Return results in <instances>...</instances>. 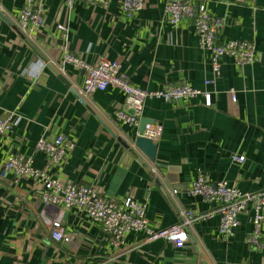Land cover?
Here are the masks:
<instances>
[{
	"label": "crops",
	"instance_id": "0c3cea01",
	"mask_svg": "<svg viewBox=\"0 0 264 264\" xmlns=\"http://www.w3.org/2000/svg\"><path fill=\"white\" fill-rule=\"evenodd\" d=\"M121 1L108 0L106 7L77 1L68 9L65 0H37L43 23L29 39L17 28L23 0L0 1V117L11 120L0 138V172L10 155L31 157L35 168L63 182L94 187L106 199L144 203L152 230L177 224L183 210L203 217L192 223L181 249L162 238L148 240L145 232H130L115 249L99 225L69 209L62 218L69 241L56 243L41 217L40 184L0 175V264H264V249L245 243L253 229L251 205L224 240L216 205L187 195L198 170L244 194L264 191V0H196L223 20L219 41L254 43L252 64L238 66L224 57L215 75L192 23L174 27L164 17L166 0H143L130 19L122 16ZM64 52L92 65L101 58L117 62L141 89L186 83L209 93L211 103L202 97L147 99L141 117L161 129L151 162L132 146L137 127L116 118L130 112L123 93L109 87L78 97L83 74L61 66ZM207 80L212 83L205 85ZM59 135L73 149L47 167L35 145ZM260 229L264 236V219Z\"/></svg>",
	"mask_w": 264,
	"mask_h": 264
},
{
	"label": "built area",
	"instance_id": "2783aa9c",
	"mask_svg": "<svg viewBox=\"0 0 264 264\" xmlns=\"http://www.w3.org/2000/svg\"><path fill=\"white\" fill-rule=\"evenodd\" d=\"M77 1L100 7H106L108 4V0H65V5L70 9ZM205 3L196 0H166L163 15L174 27L186 21L192 23L198 47L210 55L212 74L215 75L220 71V61L224 57L230 58L238 66L252 64L255 58L254 43L247 40L219 41L218 35L223 26V20L211 14ZM143 6V0H122V16L128 19L134 18ZM42 23V6L37 0H23L17 18V28L22 35L26 39L31 38ZM57 28L61 31L66 30L62 25H58ZM61 62V66H71L82 72V87L75 90L80 98L102 92L109 87L121 91L130 112L119 111L116 113V118L127 126L138 127L147 99L188 102L202 97L206 105L211 103L209 93L195 89L186 83L169 84L154 91L138 88L121 72L117 62L104 58L92 65L69 52H64ZM39 70V68L33 69L35 76L39 74ZM211 83L210 80L204 82L205 85ZM10 122V118L0 117V138L10 131ZM154 125H146L141 133L136 132V136L154 143L161 133L160 127ZM132 146L135 148L133 144ZM72 149L73 143L61 135L51 139L41 138L35 145V150L46 156L47 167L59 165ZM232 159L241 162L244 158L233 156ZM8 174H12L15 179L30 178L40 184L42 188L40 200L44 207L41 217L50 228L51 239L56 243L69 241V236L62 226L63 214L69 209H74L78 214L99 225L108 235L109 243L115 249L123 245L126 235L130 232H145L148 240L162 238L175 248L181 249L189 240L188 230L192 223L203 217L197 216L191 210H183L179 214L177 224L162 230H152L148 227L145 218L144 203L130 197L122 200L106 199L94 187L63 182L50 176L47 170L35 168L31 157L22 154L10 155L0 172L1 177H6ZM187 195L216 205L213 213L219 217L218 232L224 240L233 236L239 224V215L246 211L248 205H251L253 229L246 236L245 243L252 249H264V236L260 229L264 219V191L244 194L226 181H210L202 171L198 170Z\"/></svg>",
	"mask_w": 264,
	"mask_h": 264
},
{
	"label": "water",
	"instance_id": "95a60500",
	"mask_svg": "<svg viewBox=\"0 0 264 264\" xmlns=\"http://www.w3.org/2000/svg\"><path fill=\"white\" fill-rule=\"evenodd\" d=\"M154 124L152 121H149L145 118L139 120L137 127V132L141 133L146 125ZM133 145L137 150H139L149 161H155L157 145L151 142L148 139L142 137H135ZM193 242V241H192Z\"/></svg>",
	"mask_w": 264,
	"mask_h": 264
}]
</instances>
